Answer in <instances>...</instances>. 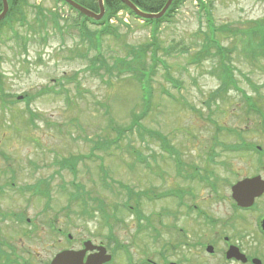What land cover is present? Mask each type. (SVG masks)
I'll return each instance as SVG.
<instances>
[{
    "label": "rangeland",
    "instance_id": "1",
    "mask_svg": "<svg viewBox=\"0 0 264 264\" xmlns=\"http://www.w3.org/2000/svg\"><path fill=\"white\" fill-rule=\"evenodd\" d=\"M29 1L46 11L45 25L37 22L35 8L26 7L25 22L0 38V85L11 101L3 104L0 97V248L14 249L12 264H48L56 252L77 248L83 239L109 243L115 264H142L143 256L157 264H237L224 262L220 244L213 256L204 252L225 236L264 263V239L256 231L264 199L251 213L236 214L223 183L257 173L264 179V154L239 148L243 141L264 149V117L246 113L244 103V96L251 97L264 116V59L249 54L257 36L241 33L264 24V0H204L203 8L187 1L154 40L147 26L130 18L98 43L81 34L76 14L61 3ZM50 11L59 17L53 23ZM204 12L216 29L212 35ZM207 36L229 52L224 63L232 67L237 87L214 98L222 63L216 48L206 45ZM154 48L159 62L149 56ZM125 62L138 71L154 66L145 113L140 84L119 74ZM233 145L238 147L224 149ZM74 156L81 160L76 176L58 165ZM195 170L209 177L213 189L186 178ZM127 190L128 204L138 205L141 217L158 228L156 240L150 231L137 233L129 212L120 213ZM168 190L193 195L189 201L202 213L197 223L172 198L138 196ZM100 202L109 225L97 215ZM174 220L186 229L184 241L167 231ZM114 244L131 250L125 254Z\"/></svg>",
    "mask_w": 264,
    "mask_h": 264
},
{
    "label": "trees",
    "instance_id": "2",
    "mask_svg": "<svg viewBox=\"0 0 264 264\" xmlns=\"http://www.w3.org/2000/svg\"><path fill=\"white\" fill-rule=\"evenodd\" d=\"M141 3H139V5H137L140 10H143L147 13H156L158 11L161 10V6H159L158 4L161 3V0H156L155 3H153L152 5H150V1H146V0H140ZM95 10L97 9L96 6L93 7ZM178 7H174V8H171L168 12L167 15H165L164 18L160 19V20H157V21H153V23H151L152 25V31H156L159 29V27L166 21H168L169 19H171V15L170 13L177 10ZM91 9V8H90ZM118 10H126L128 11L123 5L120 4V2H118L117 0H107L106 1V5H105V17L103 18L102 21L98 22V23H95L94 25L95 26H99V30L101 31V34H106L109 32V27L107 26V20L112 16L114 15L116 12H118ZM21 11V10H20ZM130 13V12H129ZM18 14V11L15 12L14 16L15 18H18L19 16H17ZM131 14V13H130ZM85 22H86V19L85 21H83V26L85 27ZM40 23H43L45 24V22L43 20H40ZM86 29V28H85ZM247 33V32H250V33H253L252 35H256L257 36V40L258 42L254 45V47H252L253 49L251 50L250 53V57L253 58L255 56V54H257L258 56H260L261 58H264V24H260V25H256L255 28H251V29H246L244 31H241V33ZM86 33H88L89 36H92L94 33L92 31H89L86 29ZM244 35V34H243ZM146 49H148V45L146 46ZM144 49V52H146ZM156 53V51H154ZM151 56L154 58H156L155 54L154 53H151ZM99 66H102L101 64ZM122 68L121 71L119 72V74H121L122 72H125V73H129L133 76H135L137 82H140V78L141 76L138 75V73L135 71V69L132 67V65L128 62V63H122ZM153 72V68L150 69L146 74L145 76H147V78L149 79L151 74ZM230 73V69L228 67H223L222 70L220 71V78L222 80V82L224 84L227 85V82H232V79H230L231 75L229 74ZM144 75V74H142ZM149 84H150V81H149ZM212 99V98H211ZM250 103V101L248 102V104ZM254 106H256L255 102H252L251 105H249L250 109H253ZM259 107L257 106V109H256V113L255 114H259L261 118H263L264 116L261 115V111L258 109ZM76 160L77 159H73V160H70V161H63L64 163V166H62L63 168H69V169H72L70 166H67V165H71L73 167H76ZM10 249V252L6 255L5 257V253H0V260L3 259L4 257V260H3V264H6L11 262V259L10 258H13L12 256L16 257L15 255V252H14V249L12 247L9 248ZM17 263V262H15Z\"/></svg>",
    "mask_w": 264,
    "mask_h": 264
},
{
    "label": "water",
    "instance_id": "3",
    "mask_svg": "<svg viewBox=\"0 0 264 264\" xmlns=\"http://www.w3.org/2000/svg\"><path fill=\"white\" fill-rule=\"evenodd\" d=\"M68 3L72 8L77 10L80 14L87 18H91L94 20H99L103 14V7L101 4V0H99V15L92 13L91 11L79 6L78 4L70 1L64 0ZM124 5H126L129 9H131L135 14L139 15L142 18L146 19H157L160 18L165 10L167 9L170 1L166 4V6L162 9V11L157 15H147L140 13L134 5H132L128 0H119ZM6 10V9H5ZM3 15H1L2 17ZM0 17V18H1ZM264 190V184L259 181V178H254L250 180H244L232 188V197L237 202L240 207H249L252 205L254 198L259 196ZM210 252V251H208ZM83 253H72V252H63L57 255L51 264H101L108 260V257H104L102 254H99L96 257L88 258L86 263L82 262ZM234 258L235 260L245 262L246 259L243 255H241L237 249L230 248L227 253V259ZM256 264H259L258 261H253Z\"/></svg>",
    "mask_w": 264,
    "mask_h": 264
},
{
    "label": "flooded vegetation",
    "instance_id": "4",
    "mask_svg": "<svg viewBox=\"0 0 264 264\" xmlns=\"http://www.w3.org/2000/svg\"><path fill=\"white\" fill-rule=\"evenodd\" d=\"M6 1H7V4H8V7H9V8L24 7L25 4H26L25 0H6ZM2 7H3V5H2V0H0V12H1V10H2ZM7 20H8V16H6V17L4 18V20L0 22V24H1V23L3 24V23H5V22H7ZM252 177H253V176H252ZM250 178H251V177H250ZM193 207H194V209H195L196 206L194 205ZM191 223L194 225L193 222H191ZM259 233H260L261 235H264V230L260 229ZM223 241H224V243H225L226 246L231 245V243H229V241H227V240H225V239H223ZM209 245L218 246V245H219V241H215V240H213V241L210 242ZM87 255H88V254H87Z\"/></svg>",
    "mask_w": 264,
    "mask_h": 264
}]
</instances>
